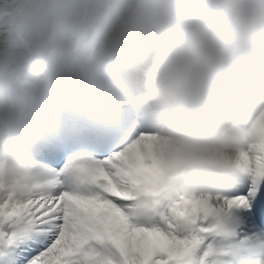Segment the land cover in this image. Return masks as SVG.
I'll return each instance as SVG.
<instances>
[{"label": "clouds", "instance_id": "1", "mask_svg": "<svg viewBox=\"0 0 264 264\" xmlns=\"http://www.w3.org/2000/svg\"><path fill=\"white\" fill-rule=\"evenodd\" d=\"M262 111L264 0H0V185L46 191L40 141L131 122L234 160Z\"/></svg>", "mask_w": 264, "mask_h": 264}, {"label": "snow or ice", "instance_id": "2", "mask_svg": "<svg viewBox=\"0 0 264 264\" xmlns=\"http://www.w3.org/2000/svg\"><path fill=\"white\" fill-rule=\"evenodd\" d=\"M249 135L234 160L137 122L40 141L48 189L0 185V264H235L264 239V111Z\"/></svg>", "mask_w": 264, "mask_h": 264}, {"label": "rangeland", "instance_id": "3", "mask_svg": "<svg viewBox=\"0 0 264 264\" xmlns=\"http://www.w3.org/2000/svg\"><path fill=\"white\" fill-rule=\"evenodd\" d=\"M256 226H257V224H253V225H251V226H246L248 229H251V228H253V227H255L256 228Z\"/></svg>", "mask_w": 264, "mask_h": 264}]
</instances>
